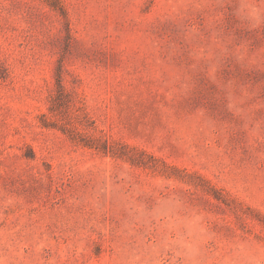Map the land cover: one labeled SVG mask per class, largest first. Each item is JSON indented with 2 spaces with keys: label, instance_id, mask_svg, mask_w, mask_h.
<instances>
[{
  "label": "rangeland",
  "instance_id": "374dc122",
  "mask_svg": "<svg viewBox=\"0 0 264 264\" xmlns=\"http://www.w3.org/2000/svg\"><path fill=\"white\" fill-rule=\"evenodd\" d=\"M0 264H264V0H0Z\"/></svg>",
  "mask_w": 264,
  "mask_h": 264
}]
</instances>
